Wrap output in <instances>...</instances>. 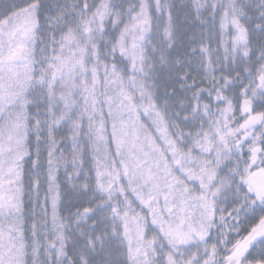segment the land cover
I'll return each mask as SVG.
<instances>
[{
	"label": "snow or ice",
	"instance_id": "6c2138e0",
	"mask_svg": "<svg viewBox=\"0 0 264 264\" xmlns=\"http://www.w3.org/2000/svg\"><path fill=\"white\" fill-rule=\"evenodd\" d=\"M0 264H264V0H0Z\"/></svg>",
	"mask_w": 264,
	"mask_h": 264
}]
</instances>
